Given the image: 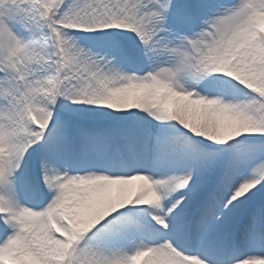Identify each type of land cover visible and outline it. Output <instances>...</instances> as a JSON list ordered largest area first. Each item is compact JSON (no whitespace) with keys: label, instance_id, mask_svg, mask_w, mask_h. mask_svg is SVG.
Wrapping results in <instances>:
<instances>
[{"label":"snow or ice","instance_id":"obj_1","mask_svg":"<svg viewBox=\"0 0 264 264\" xmlns=\"http://www.w3.org/2000/svg\"><path fill=\"white\" fill-rule=\"evenodd\" d=\"M0 264H264V0H0Z\"/></svg>","mask_w":264,"mask_h":264}]
</instances>
